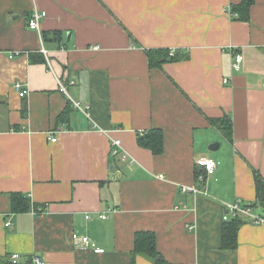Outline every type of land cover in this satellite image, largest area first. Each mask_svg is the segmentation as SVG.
Here are the masks:
<instances>
[{
	"label": "crops",
	"instance_id": "0c3cea01",
	"mask_svg": "<svg viewBox=\"0 0 264 264\" xmlns=\"http://www.w3.org/2000/svg\"><path fill=\"white\" fill-rule=\"evenodd\" d=\"M239 2L0 0V258L129 264L135 233L147 230L170 264H264V223L222 219L237 199L264 218L254 184L255 171L264 178V0L246 20L230 13ZM35 11L44 16L31 29ZM156 48L188 57L150 67L145 50ZM153 127L158 154L137 142ZM200 157L217 162L212 174ZM13 192L42 211H10ZM232 219L242 222L225 249ZM134 263L154 264L144 254Z\"/></svg>",
	"mask_w": 264,
	"mask_h": 264
},
{
	"label": "trees",
	"instance_id": "16d2710c",
	"mask_svg": "<svg viewBox=\"0 0 264 264\" xmlns=\"http://www.w3.org/2000/svg\"><path fill=\"white\" fill-rule=\"evenodd\" d=\"M252 3L253 0H240L238 4L230 6V12L236 14L237 18L246 20ZM43 38H46L45 34H43ZM145 52L150 67H160L164 62L184 60L188 57V52L180 49L171 51L167 48H156L146 49ZM61 115H59L58 118H60ZM225 120L226 119H218L213 122L217 126L223 127V132L225 136L228 137L229 127L227 128V121ZM137 142L140 146L149 149L152 153L158 154L162 151V132L155 127L149 128L147 131L138 135ZM198 173L199 172H195V176H197ZM254 184L258 203L264 208V178L256 171L254 172ZM9 207L12 212H26L34 208L38 213L42 211L40 207H43V205L39 206L33 204L28 196L13 192L9 195ZM241 222L242 220L240 219H232L223 226L221 237L222 248L232 249L236 246V233ZM136 254L146 255L152 259L154 264H170L158 253L155 246V234L152 231L140 230L135 233L134 249L129 264H135L134 256ZM0 264H13V262L8 257H2L0 258ZM25 264H30V261Z\"/></svg>",
	"mask_w": 264,
	"mask_h": 264
},
{
	"label": "built area",
	"instance_id": "2783aa9c",
	"mask_svg": "<svg viewBox=\"0 0 264 264\" xmlns=\"http://www.w3.org/2000/svg\"><path fill=\"white\" fill-rule=\"evenodd\" d=\"M231 13V12H230ZM232 14V13H231ZM44 16V12H38L35 11L31 17L29 18L28 21V25L31 29H38V19L40 17ZM41 51L43 53H47V51L44 48H41ZM243 61V55L240 52L234 53L233 55V60L231 63L232 68L235 71H239L241 69V64ZM228 81V79H223V83H226ZM14 89L15 91L18 93V95L20 97H24L27 94V89L22 87V84L20 82H16L14 83ZM59 89L60 91L67 93L66 87L63 84H59ZM73 106L75 108H79V109H83L81 107V104L79 102L76 101H72ZM51 141H55L56 137H50ZM119 147H120V141L118 139H115L112 141L111 143V155L115 156L119 154ZM197 165L202 166L205 170V174L204 175H209L212 174L217 162L212 159V158H208V157H200L197 161H196ZM202 175L199 177L200 179H202ZM194 191H198L197 189L193 188ZM229 213L233 214L234 216H239V215H244L247 216L251 219V221L253 223L256 224H260V223H264V218L261 216H253L252 214V207L251 206H247L246 204L242 205L240 200L237 199L235 202L227 204L226 208H225V212L222 214V219L228 220L229 219ZM101 218H105L106 214L105 213H101L100 214ZM9 223H6V225H8ZM72 239L78 243L79 246L81 247H89L91 248L94 252L96 253H102L104 252V249L97 246V244L90 240V238L88 236H79L77 234H72L71 235ZM12 262L15 263L16 258L18 257V255L12 254ZM37 264H40V260L37 259L36 257L34 258Z\"/></svg>",
	"mask_w": 264,
	"mask_h": 264
},
{
	"label": "water",
	"instance_id": "95a60500",
	"mask_svg": "<svg viewBox=\"0 0 264 264\" xmlns=\"http://www.w3.org/2000/svg\"><path fill=\"white\" fill-rule=\"evenodd\" d=\"M158 258H159V257H158ZM14 264H21V263L17 262V263H14Z\"/></svg>",
	"mask_w": 264,
	"mask_h": 264
}]
</instances>
